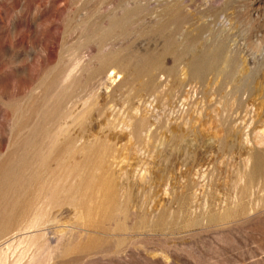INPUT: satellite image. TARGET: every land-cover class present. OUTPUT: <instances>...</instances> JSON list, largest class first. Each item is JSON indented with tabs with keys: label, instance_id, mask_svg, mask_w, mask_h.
Masks as SVG:
<instances>
[{
	"label": "rangeland",
	"instance_id": "1",
	"mask_svg": "<svg viewBox=\"0 0 264 264\" xmlns=\"http://www.w3.org/2000/svg\"><path fill=\"white\" fill-rule=\"evenodd\" d=\"M0 251L264 264V0H0Z\"/></svg>",
	"mask_w": 264,
	"mask_h": 264
},
{
	"label": "bare ground",
	"instance_id": "2",
	"mask_svg": "<svg viewBox=\"0 0 264 264\" xmlns=\"http://www.w3.org/2000/svg\"><path fill=\"white\" fill-rule=\"evenodd\" d=\"M112 75H114V74H112ZM114 76H116V74ZM6 254H5V251H0V264H6V262H7V255Z\"/></svg>",
	"mask_w": 264,
	"mask_h": 264
}]
</instances>
